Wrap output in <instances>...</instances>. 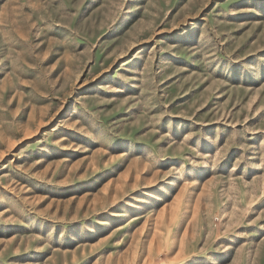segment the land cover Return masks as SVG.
<instances>
[{"label": "rangeland", "instance_id": "obj_1", "mask_svg": "<svg viewBox=\"0 0 264 264\" xmlns=\"http://www.w3.org/2000/svg\"><path fill=\"white\" fill-rule=\"evenodd\" d=\"M0 264H264V0H0Z\"/></svg>", "mask_w": 264, "mask_h": 264}]
</instances>
